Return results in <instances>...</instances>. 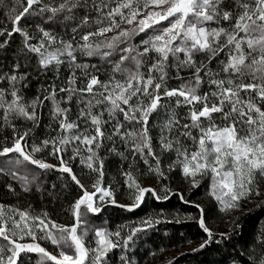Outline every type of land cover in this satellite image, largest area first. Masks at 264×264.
<instances>
[{
  "label": "snow or ice",
  "instance_id": "6c2138e0",
  "mask_svg": "<svg viewBox=\"0 0 264 264\" xmlns=\"http://www.w3.org/2000/svg\"><path fill=\"white\" fill-rule=\"evenodd\" d=\"M0 8V50L20 38L0 71L5 188L17 200L74 191L68 222L0 202V264H140L132 250L182 216L203 233L185 241L186 252L223 245L232 251L209 264H264V224L237 247L245 217L264 210V0H0ZM49 72L29 98L32 74ZM116 157L119 179L106 168ZM200 189L204 199H193ZM172 197L196 213L161 208L96 223L110 206L135 214L148 198ZM157 252L165 249L147 256Z\"/></svg>",
  "mask_w": 264,
  "mask_h": 264
},
{
  "label": "trees",
  "instance_id": "16d2710c",
  "mask_svg": "<svg viewBox=\"0 0 264 264\" xmlns=\"http://www.w3.org/2000/svg\"><path fill=\"white\" fill-rule=\"evenodd\" d=\"M5 9L0 8V27L5 26ZM19 36L14 34L12 38V44L8 52L0 50V71H7L10 68L11 61L13 59V50L19 47ZM35 67L33 63L32 68ZM32 68L23 69L24 71H32ZM66 73L62 72V78ZM52 80V73L49 72L46 75H37L32 74V77L29 81V87L25 89L26 95L31 98L37 94V89L43 84L47 86ZM62 81H57V84H60ZM175 84V82H173ZM47 103V102H46ZM44 112V122L47 123V112L48 108L43 109ZM43 126L41 131H43ZM119 158H110L106 163L107 175L109 178L119 179L116 175V168L118 167ZM142 167V165H141ZM10 178L4 175H0V202L14 204L19 202V204L24 207L28 203H31L33 207L39 211L40 209H46L51 216L57 219L58 222H68L69 214L66 212V208L69 202L73 199L74 191L69 192L65 191L63 193H54L57 198L53 199L52 195H49L48 192H36L33 191L28 194H23L17 200V197L7 191L5 184L9 182ZM51 182H56L55 177H51L50 182L46 187H50ZM15 184V182H13ZM145 183H151L150 180H145ZM176 185L180 186L179 180L176 181ZM17 191H19L18 185H16ZM203 189H200L192 197L193 199H204ZM122 202H127L126 198L120 197ZM164 209L167 212H175L179 210L182 214L190 212L192 214L196 213L191 205H184L176 197H172L169 201L165 202H156L152 198H148L146 202L141 206V208L135 210V214H130L123 212L114 206H110L106 212H104L100 220H97L96 223H100L103 220H108L110 225H115L120 223L123 220H134L139 216H144L147 212L153 210ZM264 224V210L255 209L249 213L244 220V228L242 236L237 243L239 244L250 241L252 237L258 232L261 228V225ZM215 226L220 230H223V224L217 220ZM167 232V236H165ZM203 233L198 228V225L194 221L183 220L179 224L176 223H164L157 225L156 229L150 233L144 242L141 243L139 248L133 249L132 252L135 258L140 262V264H160V261L165 257L170 258L172 255L176 254L179 251H185L189 247L186 240H192L193 243H198ZM163 247L165 252L159 253L155 257L147 256L149 250H157L158 248ZM224 251H232V249H226L225 246H221L220 250H217L215 247H210L208 251L201 252L200 254H194L186 252V255L183 257H177L178 264H209L211 261H220L225 257H222L221 253ZM35 254H33L34 256Z\"/></svg>",
  "mask_w": 264,
  "mask_h": 264
}]
</instances>
